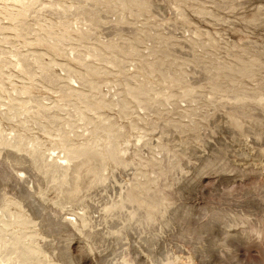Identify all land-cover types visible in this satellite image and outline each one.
Returning a JSON list of instances; mask_svg holds the SVG:
<instances>
[{
    "label": "rangeland",
    "instance_id": "1",
    "mask_svg": "<svg viewBox=\"0 0 264 264\" xmlns=\"http://www.w3.org/2000/svg\"><path fill=\"white\" fill-rule=\"evenodd\" d=\"M14 236L20 264H264V0H0V264Z\"/></svg>",
    "mask_w": 264,
    "mask_h": 264
},
{
    "label": "bare ground",
    "instance_id": "2",
    "mask_svg": "<svg viewBox=\"0 0 264 264\" xmlns=\"http://www.w3.org/2000/svg\"><path fill=\"white\" fill-rule=\"evenodd\" d=\"M8 150V149H7ZM67 158V157H66ZM68 161H69V159H68ZM68 161H67V159H65V161H63V162H57L56 164H54V165H52L53 166V169L55 170V171H57V172H60L62 175H66L67 174V171L69 170V168L71 169V165H69L68 164ZM65 163V164H64ZM47 166V165H46ZM69 172V171H68ZM18 177H17V185L18 186H20V187H22V189H23V192L24 193H26L27 195H28V197H31V198H33V196H32V188H33V185H32V183H29L26 179H22V177L20 178L19 177V175H17ZM139 188V187H138ZM141 188V187H140ZM135 186H134V188H133V191H135ZM141 190V189H140ZM127 196H131L132 195V189H129V191H127ZM36 197V196H35ZM30 202H31V200H30ZM30 202L28 201V204H29V207H31V208H35V206H38V205H35V206H32L33 205V203H31L30 204ZM142 204V203H141ZM25 212V211H24ZM44 212V211H43ZM36 213V212H35ZM43 214V216L44 217H46L48 220H50L51 222H53V224H55V225H58V226H66V228H72V227H74V226H76V224H77V220H78V216L77 215H74V216H70V217H65V215L64 216H62L61 214H55V213H48V214H45V213H42ZM69 214V213H68ZM147 216H148V214H146ZM144 216L145 218H146V220H149V217H147V216ZM27 216V215H26ZM28 216H30V215H28ZM75 216H77V217H75ZM81 217V216H80ZM24 219H25V221L27 222V220H26V218H25V215H24V217H23ZM50 218V219H49ZM15 219H18V217L17 218H15ZM140 220V219H139ZM14 222H16L15 220H14ZM79 222V221H78ZM149 222V221H148ZM16 223H19V222H16ZM15 223V224H16ZM21 223V222H20ZM25 224V222H22V224ZM14 224V223H13ZM27 224V223H26ZM20 225V224H19ZM23 226V225H22ZM24 229H25V227H24ZM21 233V232H20ZM21 234H23V233H21ZM18 236V235H17ZM17 236H14L13 237V241L11 242V244H10V246H11V251H10V254H11V258H13L12 259V261H10L11 263L10 264H20L19 263V260L18 259H20V258H17V257H20L19 255H18V253H20V255L22 256V252H23V245H21V244H19L18 245V243H19V241L17 240ZM23 236V235H22ZM27 237V236H26ZM25 237V238H26ZM139 237V236H138ZM10 238V237H9ZM10 239H12V238H10ZM23 239V238H22ZM9 240V239H8ZM20 240V239H19ZM7 241V240H6ZM23 242V241H22ZM8 244V243H7ZM36 244V243H35ZM139 245V244H138ZM137 245V246H138ZM141 246V245H140ZM26 248V247H25ZM27 249V248H26ZM25 249V250H26ZM27 251H29L28 249H27ZM141 254V253H140ZM139 257H138V261H139V263L138 264H146L147 263V260H142L141 259V257H140V255H138ZM11 258H9V259H11ZM17 258V259H16ZM22 260V259H21ZM21 262V261H20ZM23 263V262H22ZM27 263H29V262H26V264ZM111 264H123L122 263V261L121 262H118V263H111ZM166 264V263H165Z\"/></svg>",
    "mask_w": 264,
    "mask_h": 264
}]
</instances>
